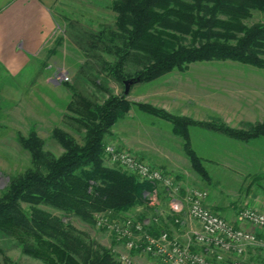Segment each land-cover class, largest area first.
Returning <instances> with one entry per match:
<instances>
[{
    "label": "rangeland",
    "instance_id": "rangeland-1",
    "mask_svg": "<svg viewBox=\"0 0 264 264\" xmlns=\"http://www.w3.org/2000/svg\"><path fill=\"white\" fill-rule=\"evenodd\" d=\"M112 1L60 0L53 6L58 27L42 53L16 75L0 66V195L9 185L11 176L32 165L31 155L21 146L18 133L27 136L35 128L45 142V149L61 156L64 149L52 136L54 128L68 132L80 144L85 136L69 105L79 104V96L101 103L110 93L125 92L134 103L133 108L110 128L105 147L116 145L174 176L180 184L182 198L187 190H206L207 204L219 206L220 214L230 221L236 219L242 208L264 212V139L242 142L225 132L229 129L247 131L251 125L264 121V68L230 59L200 61L149 83L127 79L120 84L109 77L110 91H100L93 84L94 77L103 81L105 73H95L87 67L80 70L86 62L94 64L97 71L100 68L76 40L81 36L82 27L89 32L115 24ZM258 22H264V12L254 10L246 23L250 26ZM64 71L70 77L68 84L53 81L55 74ZM136 103L151 104L192 122L190 145L201 158L210 181L194 168L185 150V140L174 134L172 123L142 111ZM107 161L106 158V165L112 166ZM156 189L155 205L148 200L120 212H96L93 220L66 216L63 211L47 205L40 207L65 222L70 221L77 230L110 250L119 264H123L121 260L125 255L135 264H155L152 257L130 251L106 225H99L97 217L110 214L117 221L150 219L153 222L150 228H154L157 209L159 214L162 212L157 231L167 230L180 235L181 239L182 235L186 238V230H179L175 223L176 214L171 211L169 194L163 186ZM23 206L29 208L27 204ZM184 210L177 217L188 224L192 234L199 226L188 217L186 205ZM246 258L254 264H262L264 250L249 248ZM7 260L15 264H44L23 253L14 238L0 234V264H10Z\"/></svg>",
    "mask_w": 264,
    "mask_h": 264
},
{
    "label": "trees",
    "instance_id": "trees-1",
    "mask_svg": "<svg viewBox=\"0 0 264 264\" xmlns=\"http://www.w3.org/2000/svg\"><path fill=\"white\" fill-rule=\"evenodd\" d=\"M111 8L114 25L89 32L82 27L76 40L100 68L86 62L80 70L105 73L103 81L93 78L100 91H110L109 77L120 84L127 79L149 83L200 61L230 59L264 68V22L246 23L254 10L264 12V0H113ZM133 105L125 92L110 93L101 103L79 96V104L69 107L85 130L84 141L54 128L52 136L64 149L61 156L45 149L35 128L27 136L18 133L32 165L11 176L0 195V234L14 238L23 253L44 264H119L110 250L40 205L93 220L96 212H120L148 201L156 185L111 164L105 153L106 134ZM136 105L172 123L194 168L210 181L190 145L192 122L148 103ZM225 132L242 142L264 139V121L247 131ZM156 227L150 230L157 233Z\"/></svg>",
    "mask_w": 264,
    "mask_h": 264
},
{
    "label": "built area",
    "instance_id": "built-area-1",
    "mask_svg": "<svg viewBox=\"0 0 264 264\" xmlns=\"http://www.w3.org/2000/svg\"><path fill=\"white\" fill-rule=\"evenodd\" d=\"M68 82L66 72H59L55 81ZM105 153L111 164L135 174L142 182L163 186L171 198V211L176 214L175 223L181 230H187L183 238L167 230L154 233L150 230V219L142 221L126 218L113 220L110 214H99V225H106L116 237L126 244L130 251L144 253L155 260V264H254L246 258L249 248L264 250V212L256 208L239 210L235 222L226 219L207 204L208 192L200 189L187 190L185 197L180 195V184L174 176L155 168L133 153L108 144ZM149 194L150 204L158 201L157 189ZM190 220L196 221L199 229L192 234L188 224L177 217L185 211ZM159 215L162 214L157 209ZM155 224V225H156ZM123 264H135L125 255ZM264 264V260L263 263Z\"/></svg>",
    "mask_w": 264,
    "mask_h": 264
},
{
    "label": "crops",
    "instance_id": "crops-1",
    "mask_svg": "<svg viewBox=\"0 0 264 264\" xmlns=\"http://www.w3.org/2000/svg\"><path fill=\"white\" fill-rule=\"evenodd\" d=\"M59 1L0 0V66L10 74L20 73L42 53L58 27L53 6ZM231 221L237 225L235 218Z\"/></svg>",
    "mask_w": 264,
    "mask_h": 264
}]
</instances>
